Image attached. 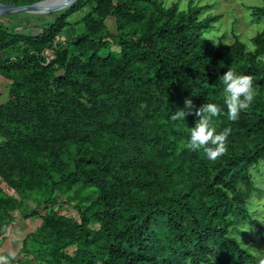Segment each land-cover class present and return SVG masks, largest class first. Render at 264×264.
<instances>
[{"label": "trees", "instance_id": "16d2710c", "mask_svg": "<svg viewBox=\"0 0 264 264\" xmlns=\"http://www.w3.org/2000/svg\"><path fill=\"white\" fill-rule=\"evenodd\" d=\"M89 2L113 19L116 33L89 21L48 61L43 50ZM202 10L160 0H78L36 35L8 34L30 51L0 58V76L10 82L0 105V233L11 211L27 217L29 201L46 206L23 241L28 264H258L231 235H245L247 201L259 190L250 169L264 162V32L254 51L237 37L230 47L215 46L205 37L215 18L200 20ZM228 69L251 75L256 92L235 122L219 79ZM189 97L193 112L171 121ZM204 103L221 107L217 132L232 129L215 161L186 147ZM55 193L76 203L79 221L51 211Z\"/></svg>", "mask_w": 264, "mask_h": 264}, {"label": "rangeland", "instance_id": "374dc122", "mask_svg": "<svg viewBox=\"0 0 264 264\" xmlns=\"http://www.w3.org/2000/svg\"><path fill=\"white\" fill-rule=\"evenodd\" d=\"M40 1L43 0H0V3L24 6ZM160 1L166 8L172 4H176L181 11H186L189 3H191L192 6L203 9L199 16L200 20L204 18H215V20L210 23L209 29L205 32V37L215 46H220L222 44L225 47H230L235 37H237L238 40L245 45L247 51H254V38L264 32V13L258 16L254 15L255 9L264 6V0ZM13 2L17 3L13 4ZM99 10L96 2H89L82 5L80 9L68 17L67 25L61 34L56 38L51 47L43 50L42 55L48 61L53 60L54 50L58 47V44L62 46L66 42L71 41L74 37L85 32L87 28L86 23L89 21L100 20L106 32L115 34L113 19L110 16L103 15ZM59 12L0 16V58L13 59L30 51V48L19 38L12 40L9 35H36L40 33ZM2 33L7 34V37L3 38ZM9 86L10 82L0 76V105L8 98ZM67 163L69 166L70 162L67 161ZM250 175L254 187L259 189L258 192L252 193L247 201L246 209L251 220L245 219L242 221L240 229L244 232V237H240L237 234H232L231 236L239 241V243L243 244L242 246L246 247L259 261L260 258H264V237L262 238V236H264V162L261 161L256 168L250 169ZM2 189L7 195L18 198L17 195L5 185L2 186ZM48 203L52 212L54 211L71 220H80V216L76 209L77 207H75L76 203H68L59 193H55V195L49 199ZM24 205H26L24 206V213H29L31 211L28 217L34 218L37 222L41 220V215L48 211L46 209L39 210L41 208H46L44 204H42L40 208H37V205L30 201ZM34 211L40 212L35 215L33 214ZM11 214L16 221H22L24 219L16 211H11ZM91 228H97V225H91ZM34 232L35 231L32 233ZM28 247L30 246L28 245ZM74 250V246H69L65 250V253L71 255ZM30 251H34V248L30 247ZM20 256H22L21 261L28 264L26 261H28L30 255L25 254L21 249ZM30 264H36V262L33 261Z\"/></svg>", "mask_w": 264, "mask_h": 264}, {"label": "clouds", "instance_id": "9594fccd", "mask_svg": "<svg viewBox=\"0 0 264 264\" xmlns=\"http://www.w3.org/2000/svg\"><path fill=\"white\" fill-rule=\"evenodd\" d=\"M223 84L224 104L227 108V118L235 122L239 119L242 111L247 110L255 99L253 77L247 74H237L231 69L219 76ZM187 108L188 111L184 109ZM193 112L192 99L186 98L184 108L176 110L170 115L171 121L185 119L186 114ZM221 107L216 103H204L195 109L194 115L198 118L195 126L190 130V139L186 147L190 150H203L210 161H215L227 152V138L232 132L231 127H225L217 132L213 124V118L221 115ZM15 253L9 251L0 254V264H12ZM258 264H264V258H260Z\"/></svg>", "mask_w": 264, "mask_h": 264}, {"label": "crops", "instance_id": "0c3cea01", "mask_svg": "<svg viewBox=\"0 0 264 264\" xmlns=\"http://www.w3.org/2000/svg\"><path fill=\"white\" fill-rule=\"evenodd\" d=\"M23 218L22 221H16L13 217L8 227L0 233V254H7L9 251L14 252L15 259L12 264H25L21 261L22 256H20L23 241L27 235L35 231L40 225V221L37 222L34 218L28 216Z\"/></svg>", "mask_w": 264, "mask_h": 264}, {"label": "water", "instance_id": "95a60500", "mask_svg": "<svg viewBox=\"0 0 264 264\" xmlns=\"http://www.w3.org/2000/svg\"><path fill=\"white\" fill-rule=\"evenodd\" d=\"M50 0H43L30 5H8L0 3V16L18 15L25 13L59 12L71 7L78 0H63L56 4H48Z\"/></svg>", "mask_w": 264, "mask_h": 264}, {"label": "bare ground", "instance_id": "6f19581e", "mask_svg": "<svg viewBox=\"0 0 264 264\" xmlns=\"http://www.w3.org/2000/svg\"><path fill=\"white\" fill-rule=\"evenodd\" d=\"M61 1H63V0H50L49 2H48V4H56V3H58V2H61ZM63 11V10H62ZM61 12V11H60Z\"/></svg>", "mask_w": 264, "mask_h": 264}]
</instances>
